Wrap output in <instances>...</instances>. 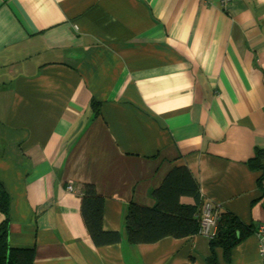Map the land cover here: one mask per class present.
I'll return each mask as SVG.
<instances>
[{"label":"crops","instance_id":"0c3cea01","mask_svg":"<svg viewBox=\"0 0 264 264\" xmlns=\"http://www.w3.org/2000/svg\"><path fill=\"white\" fill-rule=\"evenodd\" d=\"M257 148L264 0H0V183L9 242L33 248L34 264H209L196 234L128 242L130 205L156 207L174 167L248 229L229 262L215 250L218 264H264ZM85 184L119 243H93Z\"/></svg>","mask_w":264,"mask_h":264},{"label":"trees","instance_id":"16d2710c","mask_svg":"<svg viewBox=\"0 0 264 264\" xmlns=\"http://www.w3.org/2000/svg\"><path fill=\"white\" fill-rule=\"evenodd\" d=\"M99 103L91 106L99 112ZM248 167L255 172L264 171V149L257 148ZM263 177H260V186ZM157 205L154 208L131 204L126 217V233L132 245L152 244L164 238L183 239L194 236L199 229V216L204 204L198 182L186 167H174L154 192ZM82 215L93 243L105 246L119 243L121 237L116 233L102 231L103 197L94 185L85 184L82 192ZM181 197L194 200L195 205H184ZM10 197L0 183V213L4 221L0 226V264H34L33 248L12 247L9 242ZM248 233L238 218L230 213L220 212L218 233L210 240L212 256L209 264H218L215 250L222 249L225 260L230 261V254L244 234Z\"/></svg>","mask_w":264,"mask_h":264},{"label":"built area","instance_id":"2783aa9c","mask_svg":"<svg viewBox=\"0 0 264 264\" xmlns=\"http://www.w3.org/2000/svg\"><path fill=\"white\" fill-rule=\"evenodd\" d=\"M232 0H221L222 4L226 6ZM71 190V188H70ZM205 202V201H204ZM220 220V212H218L214 205L210 202L203 204L201 214L199 216V229L196 235L212 240L218 233V224ZM260 237H264V225L258 231ZM259 255L264 259V241L262 240L259 246Z\"/></svg>","mask_w":264,"mask_h":264},{"label":"rangeland","instance_id":"374dc122","mask_svg":"<svg viewBox=\"0 0 264 264\" xmlns=\"http://www.w3.org/2000/svg\"><path fill=\"white\" fill-rule=\"evenodd\" d=\"M227 5H229V3H228ZM227 5H226V6H227ZM70 188H71V190H70ZM70 188H69V191H72V187H70ZM203 199H204V198H203ZM204 201H205L204 204H205L206 202H210V201L205 200V199H204ZM210 203L213 204L212 202H210ZM213 205H214V204H213ZM214 207H215V209H216L218 212H220V208H219L218 206L214 205ZM198 236H199V235H198Z\"/></svg>","mask_w":264,"mask_h":264}]
</instances>
